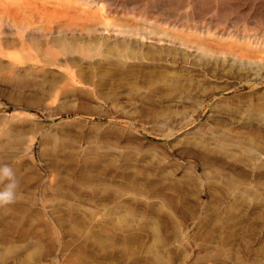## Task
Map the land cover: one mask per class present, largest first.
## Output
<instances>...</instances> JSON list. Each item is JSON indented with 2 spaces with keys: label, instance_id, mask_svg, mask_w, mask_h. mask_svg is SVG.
I'll return each instance as SVG.
<instances>
[{
  "label": "rangeland",
  "instance_id": "374dc122",
  "mask_svg": "<svg viewBox=\"0 0 264 264\" xmlns=\"http://www.w3.org/2000/svg\"><path fill=\"white\" fill-rule=\"evenodd\" d=\"M72 1L98 28L74 62L0 53V164L20 182L0 207V264H264V0L200 20L180 6L170 24ZM28 11L10 19L50 17Z\"/></svg>",
  "mask_w": 264,
  "mask_h": 264
},
{
  "label": "bare ground",
  "instance_id": "6f19581e",
  "mask_svg": "<svg viewBox=\"0 0 264 264\" xmlns=\"http://www.w3.org/2000/svg\"><path fill=\"white\" fill-rule=\"evenodd\" d=\"M31 1L29 0H0V3L5 4V5L4 4L0 5L1 13L3 12L4 15H6V17H9V19L12 15L14 16L17 15L20 10H29L32 12L33 10H35V12H37L36 14H38V17L40 16V18L41 17L44 18L45 15L42 16L43 14H47L46 17L50 16L48 19H45L46 18L45 17L44 18L45 21L42 20V22H45L43 25H38L37 27L36 26L34 27L32 26L33 20L27 21V18H26L25 21L24 19L23 20L20 19L17 21L16 19V17L18 16L17 15L16 17H12L11 18L12 20L10 19L12 22L16 23L14 29L10 28L9 26H8L9 29L6 28L7 25L5 23L3 24L4 20L2 21L1 19H3V17H1L0 26L2 28L0 27L1 28L0 33L2 34V36L0 37V53H2V55L4 56H7L10 59V61L16 62L19 64L24 63L28 60H34L35 62L43 61L49 64H59V65L65 64L67 60L71 61L72 54L74 52L82 53L81 46L77 45L74 41L79 37L84 38L86 32L87 33L91 32V34H93L94 31L95 30L97 31L98 28L92 25L85 28V25L82 22V16L76 12V7L74 6L75 2L73 1L69 2V0H68L69 3L63 2V0H58L56 2H53L50 0H31ZM91 1H97L98 9L100 10L113 11V12H123V11L125 12L127 10H131V11L138 10L141 12H145L148 16H151L154 18H161V19H164L165 21H169V24H170L176 21L177 16H176L175 10H177L180 6L191 5L192 7L191 12L187 13L186 16L189 17L188 19L190 18L192 19L194 17V20L196 19L200 20L198 16L194 14V10L195 11L199 10L200 15H203L204 11L206 10L215 11L216 9L219 8V10L221 11H219L218 13H214V14L216 16H222L223 14H226L224 13L225 10L231 9L232 5L237 0H106L105 5L100 4V0H91ZM20 17H25V16L22 15ZM260 17L261 16L259 14V18ZM262 20H264V17H261L260 21H257V22H262ZM223 21L225 22V20H219V22H223ZM203 26L204 24L200 21L199 25L197 26L194 25V29H197V28L202 29ZM142 31L143 32L138 31L141 37H149L154 40H166V41H169V44L171 43V45H174V46L177 44L184 45L186 47L194 46L190 40H187L188 38L185 39L182 36L175 34V33H168L161 29H156V30L145 29ZM6 32L12 34L13 36L15 34L16 35L15 41L17 43H14L12 41L7 42V40L9 39L6 40L7 37L3 35ZM68 39L72 40L73 44H72V41L70 42L71 44L70 43L68 44L67 43ZM39 41H41L42 43L39 44L38 43ZM74 43L77 46L74 45ZM54 45L56 46V48L53 47ZM16 46L19 47L18 51H20V53L17 50H16L17 52L15 51V52L10 53L11 51H9L8 48L9 47L14 48ZM60 51H61V55L63 53L66 56L63 59L61 58L62 56L60 57L62 61L58 57ZM167 52L168 51H164L165 54ZM168 54H170V52ZM59 60L60 62H58ZM72 62H74L73 59H72ZM75 63H76L75 64L76 67H78V69L80 70V66L78 65V63L77 62ZM67 64H65L64 66L67 67ZM110 64H112V62ZM69 69L70 68H66V71H68V74L71 77H73V72H72L73 70L72 68L70 70ZM66 71H65V74H66ZM75 76L76 74L74 75V77Z\"/></svg>",
  "mask_w": 264,
  "mask_h": 264
},
{
  "label": "clouds",
  "instance_id": "9594fccd",
  "mask_svg": "<svg viewBox=\"0 0 264 264\" xmlns=\"http://www.w3.org/2000/svg\"><path fill=\"white\" fill-rule=\"evenodd\" d=\"M0 185H3L0 188V207L14 204L17 200L20 182L13 167L8 164H0Z\"/></svg>",
  "mask_w": 264,
  "mask_h": 264
}]
</instances>
